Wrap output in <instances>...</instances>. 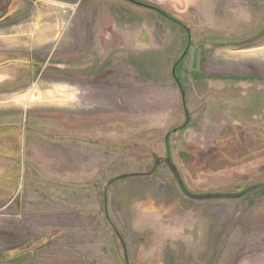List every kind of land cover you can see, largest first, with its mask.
I'll return each mask as SVG.
<instances>
[{
	"label": "rangeland",
	"instance_id": "1",
	"mask_svg": "<svg viewBox=\"0 0 264 264\" xmlns=\"http://www.w3.org/2000/svg\"><path fill=\"white\" fill-rule=\"evenodd\" d=\"M22 1L16 20L92 6L99 25L57 29L46 74L0 95V264H264V0H239L234 33L221 0Z\"/></svg>",
	"mask_w": 264,
	"mask_h": 264
},
{
	"label": "crops",
	"instance_id": "2",
	"mask_svg": "<svg viewBox=\"0 0 264 264\" xmlns=\"http://www.w3.org/2000/svg\"><path fill=\"white\" fill-rule=\"evenodd\" d=\"M62 3H73L76 2L72 0H58ZM126 4V7H128V10L132 11V9L135 7H138L140 5L136 4L133 1L129 0H123ZM143 2H149L156 0H138ZM206 1L207 0H181L179 1L180 5H184L183 8H180L184 11V9L191 10L192 8H197L198 13L207 14L206 10ZM177 3V0L175 1ZM115 3V2H114ZM154 3V2H153ZM162 5H166L167 7H170L169 5L174 3L170 0H163L160 2ZM175 3V4H176ZM156 4V3H154ZM129 6H131L129 8ZM221 6L223 8V15L225 17L219 20L224 21L221 25L215 26L217 29L222 30L223 32H232L233 30H225L227 29L226 26H224L225 21L227 24H234V21L239 18L240 14H244L246 10L243 8L241 9L239 0H221ZM26 4L22 0H0V86H4L7 84V82L13 81L14 85L10 88H0V95L1 94H28V92L32 89V83L33 79H38L43 76V74H46V69H44V66L47 63L48 57H45L44 59H41V48H46L51 40V38L54 36V33L57 29L66 28L68 26H75L82 30H89L92 28L97 29L95 26L94 17L92 16L95 13V10L92 6L88 9L89 11L86 14H83L81 19L75 23L74 21V12H76V8H74L71 12L70 20L65 21L64 16V10H62L60 7H51L53 10L51 11L48 8V5H38L35 6L34 10L31 9L32 6L28 7V14L27 16L24 15V18L17 19V15L20 13L26 12ZM142 7V6H141ZM164 7V6H161ZM176 7V6H175ZM180 7V6H179ZM25 10L23 11L22 9ZM143 8V7H142ZM21 11V12H20ZM129 11V12H130ZM137 11V9L135 10ZM179 11V10H178ZM170 13H175L174 10H168ZM68 13V12H67ZM215 14V12H214ZM67 18H69L67 16ZM221 18V17H220ZM93 24V25H92ZM210 26V24L208 22ZM220 27V28H219ZM129 27L126 29H123L121 33H119L116 41H123V43L127 46V35L126 31ZM236 28V27H235ZM197 26L194 27L193 25L189 28V35L191 32L198 33ZM195 30V31H194ZM20 35H23L24 37H21ZM188 35V34H187ZM114 39V37H113ZM113 44V43H112ZM115 44H118L115 42ZM106 45H110L106 44ZM80 46V45H79ZM105 46V45H104ZM33 51L37 53L38 55L35 56L33 54ZM29 52V53H27ZM64 52H72L71 56L74 58V56H80V48H77L75 51L73 48V40H67L64 44ZM187 53V50L185 52V55ZM184 55V56H185ZM31 59H37L38 61H41L42 64L37 67V70L33 69L31 67ZM57 63V64H56ZM51 67V70H57V69H69L66 68L63 61L62 62H56ZM71 70V69H70ZM73 70V69H72ZM17 74V75H16ZM205 76L210 77L208 75V70L205 68ZM27 77V78H26ZM216 89L215 95L218 96L216 100L222 101L224 98V93L219 92ZM207 93V92H206ZM220 97V98H219ZM9 99V97H8ZM13 102V97L9 99ZM205 102L208 105H212V101L208 100V94L205 95ZM14 113H9L8 111L0 114V119L2 118L4 121V126L9 127L10 126V118L12 117ZM10 155H7L6 153L0 152V159L9 158ZM3 161H0V163ZM12 204L11 199H8V202L6 204H3V207L10 206Z\"/></svg>",
	"mask_w": 264,
	"mask_h": 264
},
{
	"label": "trees",
	"instance_id": "3",
	"mask_svg": "<svg viewBox=\"0 0 264 264\" xmlns=\"http://www.w3.org/2000/svg\"><path fill=\"white\" fill-rule=\"evenodd\" d=\"M167 18L173 20L170 16H167ZM180 57H181V56H180ZM180 57H179V59H180ZM179 59H178V60H179ZM182 59H183V58H181L180 61H181ZM178 60H177V61H178ZM180 61H179V62H180ZM178 64H179V63H178ZM174 77H175V79H176V83H177L178 88H179V91H180V97H181V105H182V108H183L184 112H186L187 109H186V102H185V98H184L183 87H182L181 83L178 81L177 77H176V76H174ZM186 125H187V123L184 122L183 124L179 125L178 127L172 129L171 132H172V131L181 130V129H183ZM165 141H166V139H165ZM166 144H167V141H166ZM167 146H168V145H167Z\"/></svg>",
	"mask_w": 264,
	"mask_h": 264
},
{
	"label": "water",
	"instance_id": "4",
	"mask_svg": "<svg viewBox=\"0 0 264 264\" xmlns=\"http://www.w3.org/2000/svg\"><path fill=\"white\" fill-rule=\"evenodd\" d=\"M164 16H165V15H164ZM166 17H167V16H166ZM172 21H174V20H172ZM186 32H187L188 35H189V28H186ZM185 52H186V51H185ZM185 52L181 55L180 59L184 57ZM180 59H179L178 61H176V63H175L174 66H173V69H172V76H173V77L176 76V75H175V67L178 65ZM174 78H175V77H174ZM188 118H189V115L187 114V111H186V121H185V123H188V122H187V119H188ZM167 137H168V135H167L166 138H165L166 141H167ZM166 146H167V144H166ZM166 149H167V151H168V146L166 147ZM164 161L168 162V161H169V158L166 157V158L164 159ZM158 162H159V161L155 162V165H156Z\"/></svg>",
	"mask_w": 264,
	"mask_h": 264
}]
</instances>
